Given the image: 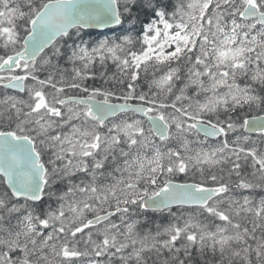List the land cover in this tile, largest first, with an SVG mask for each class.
<instances>
[{
    "label": "snow or ice",
    "instance_id": "6c2138e0",
    "mask_svg": "<svg viewBox=\"0 0 264 264\" xmlns=\"http://www.w3.org/2000/svg\"><path fill=\"white\" fill-rule=\"evenodd\" d=\"M0 264H264V0H0Z\"/></svg>",
    "mask_w": 264,
    "mask_h": 264
},
{
    "label": "rangeland",
    "instance_id": "374dc122",
    "mask_svg": "<svg viewBox=\"0 0 264 264\" xmlns=\"http://www.w3.org/2000/svg\"><path fill=\"white\" fill-rule=\"evenodd\" d=\"M156 223H166V221H162V219L160 218V216H157L156 217V220H155Z\"/></svg>",
    "mask_w": 264,
    "mask_h": 264
},
{
    "label": "trees",
    "instance_id": "16d2710c",
    "mask_svg": "<svg viewBox=\"0 0 264 264\" xmlns=\"http://www.w3.org/2000/svg\"><path fill=\"white\" fill-rule=\"evenodd\" d=\"M164 215L166 216L167 214H164ZM148 216L149 217H153V216L157 217V216H159V214L149 213ZM151 227H153V229H154V225H151Z\"/></svg>",
    "mask_w": 264,
    "mask_h": 264
}]
</instances>
